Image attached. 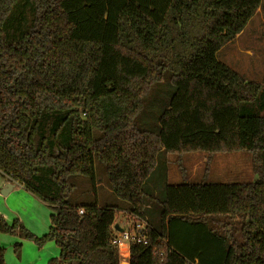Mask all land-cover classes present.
<instances>
[{"label": "trees", "instance_id": "1", "mask_svg": "<svg viewBox=\"0 0 264 264\" xmlns=\"http://www.w3.org/2000/svg\"><path fill=\"white\" fill-rule=\"evenodd\" d=\"M259 8L261 0H0V174L52 211L35 237L59 249L47 264H120L115 207L67 200L69 176L94 182V159L141 218L161 152L247 151L263 170V86L216 57ZM165 70L174 89L158 129H139L133 120ZM158 203V224L130 244L127 264H264V177L182 176ZM215 215L239 219V233ZM16 231L33 237L0 215V234Z\"/></svg>", "mask_w": 264, "mask_h": 264}, {"label": "rangeland", "instance_id": "2", "mask_svg": "<svg viewBox=\"0 0 264 264\" xmlns=\"http://www.w3.org/2000/svg\"><path fill=\"white\" fill-rule=\"evenodd\" d=\"M217 59L235 71L247 81L262 84L264 90V0H261V8L248 21L241 34L225 44L216 55ZM170 74L167 70L163 72L162 78L154 82L149 92L144 96L142 108L135 116L133 123L139 129L156 131L158 129V117L169 104L173 85L169 80ZM261 100L256 103L260 104ZM255 103V104H256ZM255 104H245V108H255ZM243 110V109H241ZM245 113V111H243ZM261 114H264L262 111ZM100 132L94 131L93 137L100 136ZM258 155L262 157L263 170L258 168L259 163H253V154L247 151H235L231 153H216L208 155L205 152H189L182 155L166 154L161 152L157 156L156 166L143 184L145 191L146 207L144 209V222L156 226L158 224L160 207L158 199L162 196L165 186L178 184L182 176L189 182L205 181L207 183L233 182L232 171L239 177V181H254L264 177V151ZM255 164V165H254ZM237 166V168H233ZM254 166L256 169H254ZM95 180L94 182L86 176L73 175L68 177V183L72 185L67 200L72 204H94L95 200L101 206L115 207V222L121 229H126L132 224L128 219L129 204L113 195L105 174L104 165L94 159ZM241 168H245L243 171ZM245 176V177H244ZM247 180H240V179ZM230 179V180H229ZM236 179V178H234ZM96 185V186H95ZM50 208L44 205V214L41 217V224L37 223L32 228H27L21 221L20 225L33 237L27 238L15 233H1L0 243L4 247L5 264H40L54 251L53 256H58V247L53 241L37 243L35 237H41L46 233L50 224ZM215 221L222 224L228 222L223 230L238 234L242 223L239 219L232 220L223 215L212 216ZM16 218L9 220V224ZM218 226V223L216 224ZM17 244L19 246L17 247ZM56 253V254H55ZM120 264H126L124 262Z\"/></svg>", "mask_w": 264, "mask_h": 264}, {"label": "crops", "instance_id": "3", "mask_svg": "<svg viewBox=\"0 0 264 264\" xmlns=\"http://www.w3.org/2000/svg\"><path fill=\"white\" fill-rule=\"evenodd\" d=\"M241 32L239 34H237L236 37L238 35H240ZM233 168H237V166H235ZM241 169L243 171L245 170V168H241ZM231 174H232L231 178L234 180L233 182H241L238 180L239 177L234 175L236 173H234L232 171ZM234 178H236V179H234ZM240 180H247V179L244 178V179H240ZM187 181H188V179H187ZM242 182H245V181H242ZM8 183H11L13 185V187L11 189H9V191H7V193L5 195H2L1 192L4 191V187ZM44 205L45 204L43 202H41L37 197H35L29 191L25 190L20 184H18L16 182L7 181L0 174V215H2L7 222H9V220H11L12 218H16V220L18 219L27 228L31 229L32 228L31 226L37 225L39 219H40L39 223L41 222V217L44 214ZM51 213H52V211L50 210L49 211V219H50ZM43 234H45V233H43ZM0 246L3 247L1 245V243H0ZM126 250H127L126 247H122L121 248L122 254L119 251L120 255L118 253V256H119V259L121 258L120 260H122V262L127 264L129 253H127ZM128 252H129V250H128ZM58 253H59V249H58ZM53 255H54V251L49 256H53ZM49 256L47 257L48 260L51 258ZM44 262H45V260H41L40 264H44Z\"/></svg>", "mask_w": 264, "mask_h": 264}, {"label": "built area", "instance_id": "4", "mask_svg": "<svg viewBox=\"0 0 264 264\" xmlns=\"http://www.w3.org/2000/svg\"><path fill=\"white\" fill-rule=\"evenodd\" d=\"M78 214L80 215L83 214V210L80 209L78 211ZM127 217L129 220L132 221V224L126 229H121V231L115 230V233L111 239V243L116 246L118 253L120 251L121 254H122L121 251L122 247H126L127 248L126 251L127 253H129L128 250L132 242L145 243L147 228L149 227L148 224H146L144 220L139 216H136L134 214H128ZM189 264H197V262L194 261Z\"/></svg>", "mask_w": 264, "mask_h": 264}, {"label": "water", "instance_id": "5", "mask_svg": "<svg viewBox=\"0 0 264 264\" xmlns=\"http://www.w3.org/2000/svg\"><path fill=\"white\" fill-rule=\"evenodd\" d=\"M12 187H13V185L11 183L6 184L5 187H4V191H2L1 194L5 195L7 193V191H9V189H11ZM115 230L121 231V228H119V226L116 224L115 225Z\"/></svg>", "mask_w": 264, "mask_h": 264}]
</instances>
